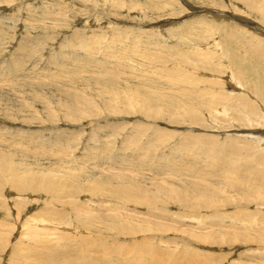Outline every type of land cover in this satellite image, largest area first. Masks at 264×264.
Masks as SVG:
<instances>
[{"label":"rangeland","instance_id":"374dc122","mask_svg":"<svg viewBox=\"0 0 264 264\" xmlns=\"http://www.w3.org/2000/svg\"><path fill=\"white\" fill-rule=\"evenodd\" d=\"M0 47L34 71L0 80V155L18 173L0 185V264L32 250L76 264H264V0H0ZM42 173L64 194L10 187ZM36 230L66 233L68 249L51 236L60 247L42 252Z\"/></svg>","mask_w":264,"mask_h":264},{"label":"bare ground","instance_id":"6f19581e","mask_svg":"<svg viewBox=\"0 0 264 264\" xmlns=\"http://www.w3.org/2000/svg\"><path fill=\"white\" fill-rule=\"evenodd\" d=\"M247 5H248V8L249 9H251V10H255V8H254V6H252L251 5V3H249V2H247ZM219 15V14H218ZM240 22V21H239ZM246 24V23H245ZM70 41V40H69ZM68 41V42H69ZM70 45H71V43H70ZM73 46V45H72ZM2 47V46H1ZM0 47V65L2 66V64H3V68H0V75L2 74V71H7L6 73H7V75H5V76H3V75H1L0 76V80H2V78H5V79H3V80H15V79H18L19 77H27L28 75H31L34 71L33 70H31V69H33V68H31V69H29V68H26L27 67V63H26V57L24 56L25 54H19V55H10L11 57H10V63H4V61L2 60V59H4V58H2L1 57V52H3ZM23 49V48H22ZM70 49V48H69ZM73 50H74V48H73ZM70 52H71V50H69ZM73 52H75V51H73ZM14 54V53H13ZM75 55V54H74ZM78 55V54H77ZM108 55V54H107ZM61 56V55H60ZM83 55H81V54H79V58L80 57H82ZM71 57V56H70ZM106 57V56H105ZM56 58V57H55ZM72 58H74V57H71V59ZM75 58H76V56H75ZM84 58V57H83ZM86 58H88V57H86ZM107 59L108 58H110V57H106ZM52 59V58H51ZM54 59V58H53ZM78 59V58H77ZM56 59H54V61H55ZM63 60V57H61L60 58V60H58V61H56L54 64H52V66H54L55 67V70H57V72H58V69H61V68H65L64 67V63L65 62H61ZM73 60V59H72ZM84 60V59H83ZM24 61V62H23ZM69 62H72V61H70L69 60ZM76 62V61H75ZM88 62V61H87ZM86 62V63H87ZM107 62V61H106ZM24 63V64H23ZM50 63H52V62H50ZM73 63V62H72ZM8 64V65H7ZM34 64V63H33ZM73 64H75V63H73ZM79 64V63H78ZM227 64V63H226ZM60 65H63V66H60ZM70 65V64H69ZM80 65H83V64H80ZM49 66V65H48ZM71 66V65H70ZM85 66V65H84ZM44 67V66H43ZM42 67V68H43ZM46 67L47 66H45V69L43 68V70H41L40 72H39V74L41 75V74H44V75H48V74H54V73H49L50 72V67H47V69H46ZM75 67V66H74ZM82 67V66H81ZM208 67V66H207ZM27 69L25 72L23 71L24 69ZM41 68V67H40ZM210 68V67H209ZM35 69V68H34ZM39 69V68H38ZM38 69H36V70H38ZM51 70H54V69H51ZM79 70V69H78ZM87 70V69H86ZM216 70V69H215ZM33 71V72H32ZM81 71V70H80ZM21 72V73H20ZM36 73H37V71H35ZM56 72V73H57ZM4 73V72H3ZM20 74V76L19 75H17V74ZM75 73V72H74ZM38 74V75H39ZM102 74V73H101ZM18 76V77H17ZM42 76V75H41ZM102 76H105L104 77V82L105 81H110V83L112 82V78H110L111 76H109L108 75V72L107 71H104L103 72V74H102ZM108 76V77H107ZM129 77H134L135 79H136V77L137 76H130V75H128ZM127 76V77H128ZM9 78V79H8ZM97 78V77H96ZM22 79H24V78H22ZM26 79V78H25ZM139 79H142L141 77H139ZM138 79V80H139ZM190 79V78H189ZM84 80V79H83ZM95 80V79H94ZM137 80V79H136ZM137 80V81H138ZM143 80V79H142ZM91 81V80H90ZM86 82V81H85ZM102 82V81H101ZM100 82V84H102ZM96 83V82H95ZM86 84V83H85ZM97 84V83H96ZM95 84V85H96ZM141 84V83H140ZM6 85V84H5ZM92 85V84H91ZM98 85V84H97ZM104 85V84H103ZM102 85V86H103ZM89 86V85H88ZM93 86V85H92ZM106 86V85H105ZM2 87V86H1ZM86 87V86H85ZM90 87V86H89ZM95 87V86H94ZM93 87V88H94ZM113 87V86H112ZM103 88H105V87H103ZM115 88V87H114ZM127 89V88H126ZM125 89V90H126ZM100 90V89H99ZM128 90V89H127ZM126 90V91H127ZM85 91V90H84ZM83 91V92H84ZM89 91V90H88ZM96 91H98V90H96ZM95 91V93H97ZM132 91V90H131ZM103 92V91H102ZM107 92V91H106ZM105 92V93H106ZM111 92V91H110ZM93 93V92H92ZM99 93V92H98ZM97 93V94H98ZM114 93V92H113ZM118 93V92H117ZM127 93V92H126ZM140 93H141V91H140ZM100 95V94H99ZM136 95V94H135ZM141 95V94H140ZM103 96V95H102ZM118 97V96H117ZM141 97V96H140ZM98 98H100L99 96H98ZM108 98V97H107ZM111 99H112V97H110ZM134 98V97H133ZM132 98V99H133ZM78 99V98H77ZM109 99V98H108ZM127 99V98H126ZM242 99V98H241ZM117 100V99H116ZM120 100V99H119ZM70 101H71V99H70ZM114 101H115V98H114ZM129 101V104L130 103H135V101H133V100H128ZM144 101V100H143ZM65 102V101H64ZM111 102H112V100H111ZM62 103V102H61ZM70 102L68 101V104H69ZM74 103H76V102H74ZM122 103V102H121ZM142 103V102H141ZM242 103V102H241ZM73 104V103H72ZM116 104H118V103H116ZM132 104V105H133ZM243 104H245V103H243ZM65 105H67V104H65ZM76 105V104H75ZM188 106V105H187ZM212 106V105H211ZM72 107V106H71ZM138 107V106H137ZM146 107V106H145ZM171 107V106H170ZM261 107H262V105H261ZM250 108V107H249ZM252 108V107H251ZM254 108V107H253ZM116 109H118V111H120L119 110V108H116ZM170 109V108H169ZM113 110V109H112ZM251 110V109H250ZM115 112H117L116 110H115ZM121 112V111H120ZM75 113V112H74ZM76 115V114H75ZM192 115V114H191ZM76 117V116H75ZM242 131V130H241ZM248 133V132H247ZM258 133V132H257ZM254 134V133H253ZM250 167V166H249ZM246 168V167H245ZM16 169L17 168H15V166H12V164H11V161H10V159L9 158H7V157H4V156H2V155H0V185H3V184H5V182H6V180H8L6 177H10V179L11 178H17V174L18 173H16L15 171H16ZM247 171V170H246ZM6 175H8V176H6ZM42 175V176H41ZM37 179H38V181L36 182V184H34L35 183V179L33 178H29V179H23V178H20L17 182H14L13 184H12V186H10L11 188H12V190H13V192L15 193V195L17 194L18 196H21V195H23V194H27V196L28 197H31V196H33V195H37L38 193H45L44 195H45V199H43V200H45V201H48V199H50V198H53V194L52 193H50L51 191H55V192H59L60 193V195L61 194H64V191L62 190V184L60 185L59 183H60V181H58V179L56 178V181H54L52 178H51V180H48V179H45V178H43V175H44V173H42ZM6 176V177H5ZM14 181H16L15 179H13ZM20 180H22V181H20ZM219 181V180H218ZM11 182V181H10ZM13 182V181H12ZM189 182V181H188ZM63 183V182H62ZM231 183V182H230ZM9 184H11V183H9ZM36 185H38L39 187H40V190H39V188H38V190L37 189H33L32 190V188L33 187H35ZM66 185V184H65ZM9 186V185H8ZM27 188H26V187ZM37 186V187H38ZM59 186H60V188H59ZM72 187V186H71ZM77 187V186H76ZM27 191H25V190ZM42 189H44V191H41ZM11 190V191H12ZM2 191V190H1ZM185 193V192H184ZM40 195V194H39ZM44 195H42V196H44ZM1 196V195H0ZM2 197V196H1ZM64 197V196H63ZM25 198H27V197H25ZM42 201V200H41ZM52 202V201H51ZM208 205H212V200H210L209 199V201H205ZM49 205V204H48ZM52 206V205H51ZM50 206H48V208H49ZM67 207H69V206H67ZM89 211L90 209H88V207L87 208H84V212H86V211ZM87 211V212H88ZM51 212V211H50ZM57 212V211H56ZM84 212H82L84 215H85V213ZM90 212V211H89ZM18 215H20V214H18ZM54 215H55V213H54ZM61 215V214H60ZM56 216V215H55ZM88 216V215H87ZM91 216H93V215H91ZM102 216V215H101ZM33 219V218H32ZM54 218L51 216V218H49L48 220L49 221H51V220H53ZM78 222H76V225H79V227H84L85 225L87 226L88 224H92V223H97L98 221L96 220V219H98V215L95 217V219L94 218H90V220H85L86 221V223H85V221H83L81 218H79L78 217ZM89 219V218H88ZM119 219V218H118ZM120 220V219H119ZM55 222V221H54ZM57 222H58V220H57ZM50 223H53V222H50ZM56 223V222H55ZM36 224V223H35ZM41 225L40 226H42L43 227V229H44V226L43 225H46V222H41L40 223ZM43 224V225H42ZM49 224V223H48ZM47 224V225H48ZM54 224V223H53ZM53 224H51V226L53 227ZM39 225V224H38ZM57 225H59V224H57ZM56 225V226H57ZM12 226V225H11ZM49 226H50V224H49ZM49 226H45L46 227V229L49 227ZM89 226H91V225H89ZM93 226V225H92ZM114 226H116L117 228H118V232H122V231H129L130 230V226H129V224L126 222V220H123V221H121V222H116V224L114 223ZM3 227V226H2ZM33 227V226H32ZM60 228V227H59ZM59 228H57L58 230H59ZM13 229H15V228H13ZM21 229H22V226H21ZM32 229V228H31ZM34 229V228H33ZM54 229V228H53ZM12 230V229H11ZM23 230V229H22ZM26 230V229H25ZM15 231V230H14ZM26 231H28V230H26ZM33 231H35V229L34 230H32V231H30L29 233H31V232H33ZM37 231V230H36ZM47 231V230H46ZM46 231H44V233H39L38 231H37V233H35L36 234V237H37V241L35 240L34 242L35 243H37V245H39V244H41L42 246V252H44L43 251V248H44V250L46 249V248H48V247H50V248H48V249H55L56 250V248H59L60 247V245H58L57 247H55L54 246V244L55 243H57L58 244V242L57 241H59V243L60 242H62V246H63V249H66V246H67V249H68V247H69V244H68V242H67V237H66V233H63V234H57V235H55L54 233H51V232H46ZM49 231V230H48ZM54 231V230H53ZM15 232H17V231H15ZM65 232V231H64ZM13 233V232H12ZM23 233V232H22ZM9 235V234H8ZM23 235V234H22ZM2 236V234H0V237ZM6 237H7V234L5 235ZM26 236V235H25ZM24 236V237H25ZM28 236V235H27ZM29 236H31V234L29 235ZM51 236H54V239H55V243L54 244H52V242H53V240H52V238H51ZM23 237V236H22ZM22 237H20V238H22ZM32 237V236H31ZM19 238V239H20ZM29 238V237H28ZM1 239V238H0ZM34 239H35V236H34ZM2 240V239H1ZM0 240V241H1ZM21 240H23V239H21ZM9 241V240H8ZM31 242H33V241H31ZM30 242V243H31ZM33 242V243H34ZM2 243V242H1ZM29 243V242H28ZM35 243H34V245H35ZM57 244H55V245H57ZM24 245H25V243H24ZM28 245H30V244H28ZM37 245H35V246H37ZM46 245H48V246H46ZM54 246V247H52V246ZM8 246V245H7ZM7 246H5V247H7ZM16 246H17V244H16ZM20 246H21V244H20ZM22 246H23V244H22ZM18 247V246H17ZM26 247V246H25ZM28 247H30V246H28ZM40 247V246H39ZM32 248V247H31ZM35 249H37V247H35ZM47 249V250H48ZM61 249V248H60ZM59 249V250H60ZM55 250H53V251H55ZM58 250V251H59ZM4 251V250H3ZM25 251H27V250H25ZM36 251V250H35ZM61 251H62V249H61ZM5 252V251H4ZM15 252H17V251H15ZM28 252V251H27ZM32 253H30V252H28V253H30L29 255L30 256H28V258H26V259H24V262L26 261V263H28V264H76V263H74L75 262V259L73 260V258H71L72 260H69V258L67 259V257H68V255H67V257H61V258H57L56 259V256H55V254H52L51 252H48V254H47V258L45 257V255H44V253L42 254V252H41V256H39L40 254V252L38 253V252H34L33 253V250L31 251ZM66 252V251H65ZM8 252H7V250H6V252H5V254H7ZM47 253V252H46ZM56 253V252H55ZM62 253V252H61ZM57 254V253H56ZM62 255H64V254H62ZM22 256V255H21ZM24 256H25V254H24ZM60 256V255H59ZM58 256V257H59ZM6 257V256H5ZM4 257V258H5ZM46 258V259H45ZM49 258V259H48ZM75 258V257H74ZM81 258V257H80ZM42 259V260H41ZM43 259H45L44 261H43ZM77 259V258H76ZM78 259H79V257H78ZM17 260V259H16ZM60 260V261H59ZM81 260V259H80ZM94 260H96V259H94ZM93 260V261H94ZM9 261V260H8ZM53 261H55V262H53ZM59 261V262H58ZM85 261V260H84ZM76 262H77V260H76ZM79 262V261H78ZM86 262V261H85ZM88 262V261H87ZM90 262V261H89ZM95 262V261H94ZM99 262V261H98ZM26 263H23V261L21 260V261H19V263L18 264H26ZM90 263H93L92 261L90 262ZM101 263V262H100ZM4 264H6V262L4 263ZM78 264H80V263H78ZM93 264H95V263H93ZM102 264V263H101Z\"/></svg>","mask_w":264,"mask_h":264}]
</instances>
